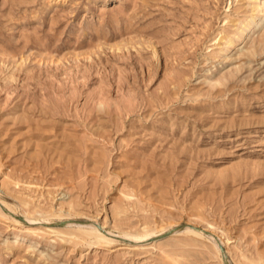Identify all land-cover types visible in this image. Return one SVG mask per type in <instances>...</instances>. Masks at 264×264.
<instances>
[{
    "label": "rangeland",
    "instance_id": "1",
    "mask_svg": "<svg viewBox=\"0 0 264 264\" xmlns=\"http://www.w3.org/2000/svg\"><path fill=\"white\" fill-rule=\"evenodd\" d=\"M218 252L264 264V0H0V264Z\"/></svg>",
    "mask_w": 264,
    "mask_h": 264
},
{
    "label": "bare ground",
    "instance_id": "2",
    "mask_svg": "<svg viewBox=\"0 0 264 264\" xmlns=\"http://www.w3.org/2000/svg\"><path fill=\"white\" fill-rule=\"evenodd\" d=\"M34 221V220H33ZM31 222V221H30ZM34 223V222H33ZM98 232V231H97ZM183 232H187V233H191V234H193L194 236H200V238L201 237H207V238H210L209 236H205V234L204 233H202L201 231H198V230H196L194 227H192V228H189V227H186V228H184V231ZM156 233V232H155ZM154 232H153V234H150V235H147L146 234V236H144V238L145 237H147V236H151V235H153L154 237H157V236H160V235H162L163 233L165 234V232H162V233H160V234H155ZM215 247L216 248H218V246H216L215 245ZM219 254H220V252H218ZM221 256H222V259L225 261V263L227 264L228 263V261H227V258H226V256H225V254H220Z\"/></svg>",
    "mask_w": 264,
    "mask_h": 264
},
{
    "label": "water",
    "instance_id": "3",
    "mask_svg": "<svg viewBox=\"0 0 264 264\" xmlns=\"http://www.w3.org/2000/svg\"><path fill=\"white\" fill-rule=\"evenodd\" d=\"M168 234H165V235H163L162 237H165V236H167ZM220 250H221V252L223 253V250L220 248ZM227 264H229V263H227Z\"/></svg>",
    "mask_w": 264,
    "mask_h": 264
}]
</instances>
